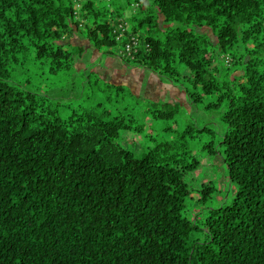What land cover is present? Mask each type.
Returning <instances> with one entry per match:
<instances>
[{"label": "trees", "instance_id": "1", "mask_svg": "<svg viewBox=\"0 0 264 264\" xmlns=\"http://www.w3.org/2000/svg\"><path fill=\"white\" fill-rule=\"evenodd\" d=\"M148 1L125 18L122 0H0V264H264V0ZM120 20L133 25L116 40ZM129 35L142 42L133 57ZM88 47L222 108L223 133L187 121L158 137L154 119L176 102L147 100V125L82 106L95 90L132 93L92 65L77 70ZM221 54L239 71L223 81ZM76 78L82 95L52 96ZM124 132L143 136L140 155ZM216 155L230 197L214 183Z\"/></svg>", "mask_w": 264, "mask_h": 264}, {"label": "rangeland", "instance_id": "2", "mask_svg": "<svg viewBox=\"0 0 264 264\" xmlns=\"http://www.w3.org/2000/svg\"><path fill=\"white\" fill-rule=\"evenodd\" d=\"M102 1V0H97ZM126 1V2H125ZM149 4L148 0H122V5H124L125 10L123 12V15L125 18H130V16L139 11V7L142 5ZM139 15V14H138ZM142 17V15H139L135 20L134 23H138V20ZM159 21V20H158ZM117 22V21H116ZM115 23V22H114ZM160 24H163L159 21ZM168 25L175 26V23H167ZM167 24H163L166 26ZM133 22H128V27L130 29L132 28ZM146 25L141 26L140 29V35H144L143 30L146 28ZM150 29L153 30V27ZM199 32L205 33L209 36L210 40L213 42L217 41L216 35L213 33L211 28L209 27H200ZM77 43H82L84 45H87V42L85 40H82L80 38H77ZM105 47V46H104ZM88 49H90L88 47ZM92 50V57L93 60L95 56H100V54H97V52H93ZM104 51V50H101ZM82 56L86 60H78L75 64L76 68H82L86 66L85 64L89 65L91 63V51L85 50L82 53ZM86 57V58H85ZM107 55L101 54V57H97L95 59V63H97L98 71L101 74V76L104 78L105 81L109 80V82L114 83H122L125 85V87H128L127 90L130 89V91L137 95L140 99V102L136 98L137 96L133 95L132 93H128V91H117L114 89L108 90L106 92H101L99 90H95L93 92V95L88 97L87 99H81L83 100L81 105L85 107L90 106H98L100 108H106L111 111V115L122 113L125 116L132 115L134 116L138 121H144L147 125V123H150L149 118L152 120L151 117H149L148 112H146L145 108L150 103L147 100H153V101H167V102H176L179 104V110L174 114V116L167 118V119H154V123L152 124V129H156L155 133H159L158 137H167L169 134L163 132L161 129L164 126L167 125H173L181 128L184 126L185 122L192 121L195 122L198 126L201 125H208L212 130L217 131L219 135H221L224 131L225 125L220 121L219 115L221 113L222 108L219 109H212L208 112L204 111L200 106H195L189 103L187 94L184 88L178 87V86H170L165 85L166 81L161 80L157 75H155L153 72L149 70L142 69L140 67H135L137 70H133L128 66H120L121 61L118 62V65H114V63H110L107 59ZM124 64V63H123ZM114 65V66H113ZM87 68H89L87 66ZM217 68L219 70V79L221 81L227 79L229 76L234 74H239V71L235 70L232 71L235 66L232 64L231 59L227 58L224 55H220L218 57L217 61ZM38 71L34 68H31V70L24 71L22 69H18L16 72V75L19 76L17 79H20L23 82H27L29 80V86L35 85L38 82H41L40 77L38 75ZM45 76V75H42ZM80 78H76L73 80L69 86H71L72 91L68 90L67 92L64 90H53L52 96L58 97L59 95H71V96H77L82 95V91H84V87L82 86L81 92L80 89H78L76 86L78 83H80ZM107 79V80H106ZM55 80V77H54ZM127 83V84H126ZM128 84L133 88L131 89ZM69 89V88H68ZM126 90V89H125ZM124 90V91H125ZM78 92V93H77ZM211 99H214L215 97H210ZM207 101V100H205ZM149 125V124H148ZM161 131L163 133H161ZM154 133V134H155ZM124 139L121 140L122 145L127 148H131L133 151L136 152L137 155H140L143 147H144V139L143 136L137 133L132 132H124L123 133ZM218 139V138H217ZM204 140H207V137L198 139L194 142H192V146L194 148H199ZM200 142V143H199ZM197 151V150H196ZM209 160L212 162V157H208ZM213 163L217 167V178L215 179L214 183L226 190L227 196L230 197V195L233 194V189L229 186V181L227 177V172L223 166L222 160L219 155H216L214 157ZM211 170L214 169L213 166L209 167ZM211 176L214 177L213 172H210ZM216 175V173H215ZM204 178V176H203ZM199 182H197L194 186H198ZM196 189V188H195ZM194 196L196 197L197 192L196 190L193 192ZM192 213L195 215L196 209L192 210ZM196 218H200V214L195 216Z\"/></svg>", "mask_w": 264, "mask_h": 264}, {"label": "built area", "instance_id": "3", "mask_svg": "<svg viewBox=\"0 0 264 264\" xmlns=\"http://www.w3.org/2000/svg\"><path fill=\"white\" fill-rule=\"evenodd\" d=\"M113 33L115 34L116 40L120 39L126 32V27L128 23L120 20L113 25ZM142 45L141 39L136 35H129V39L125 46L126 54L130 57H133L134 53L138 50V48Z\"/></svg>", "mask_w": 264, "mask_h": 264}, {"label": "crops", "instance_id": "4", "mask_svg": "<svg viewBox=\"0 0 264 264\" xmlns=\"http://www.w3.org/2000/svg\"><path fill=\"white\" fill-rule=\"evenodd\" d=\"M88 50H90L91 51V58H90V60H91V63L89 64V65H87V64H85L86 66H84V67H82V68H79V69H77V70H79V71H81V70H86L87 69V66H91L92 65V67H93V69H94V71L102 78V79H104L102 76H101V74L99 73V71H98V66H97V63H95L96 61H95V59H97V57H101V53L100 52H98V51H96V50H94L93 52H97V54H100V56H95V58H94V60H93V57H92V54H94V53H92V50L93 49H88ZM86 58V57H85ZM84 59V57L83 56H81V58H80V60H81V62H82V60ZM108 61H110V63L112 62V63H114V65L116 66V65H118L117 63L118 62H114V60L116 59V61H121L118 57H116V56H112V55H108L107 56V58H106ZM84 60H86V59H84ZM113 65V66H114ZM120 66H125V64H123V62H121V64H119ZM131 69H133V70H137L136 68H131ZM143 69V68H142ZM146 70V69H145ZM80 81H82L81 79H79ZM107 80V79H106ZM110 80V79H109ZM109 80H107V81H109ZM120 84H122V83H120ZM127 84V83H126ZM165 85H170V86H174V85H172L171 83H166ZM128 86L131 88V89H133L131 86H130V84H128ZM175 87V86H174Z\"/></svg>", "mask_w": 264, "mask_h": 264}]
</instances>
